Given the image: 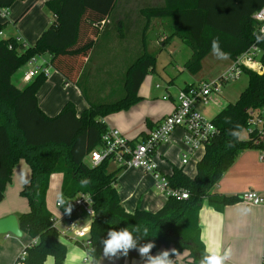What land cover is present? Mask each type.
I'll return each mask as SVG.
<instances>
[{"label":"trees","instance_id":"trees-1","mask_svg":"<svg viewBox=\"0 0 264 264\" xmlns=\"http://www.w3.org/2000/svg\"><path fill=\"white\" fill-rule=\"evenodd\" d=\"M14 1L0 0V9L10 7ZM263 4L264 0H165L163 6L142 10L144 30L151 17L171 16L173 33L191 49L183 67L192 75L200 72L202 60L211 50L217 49L234 59L252 44L260 48L258 59L264 66V34L258 33L252 19ZM113 5L114 0H47L45 6L54 20L32 46L20 49L14 38H0V201L13 168L23 159L30 177L19 196L26 200L28 208L17 215L18 225L30 241L37 240L34 245L25 246V264H44L48 256L53 258V264H64L66 258L67 245L60 239L61 233L46 206L50 176L54 173L62 175L58 199L79 193H88L93 199L94 215L88 226L91 246L87 251L95 249L92 253L95 264L103 252L107 231L125 227H146L148 235L137 238L134 234L136 246L128 250L127 256L118 251V264H123L125 257L141 264L147 256L141 257L138 249L149 242L153 244L149 255L164 247L170 249L172 262L177 254L187 252L188 264H200L205 250L198 218L201 206L206 203L221 212L237 201L238 196L228 197L210 190L242 151L261 148L251 134L247 139L240 137L249 111L264 107V71L257 74L245 68L247 84L233 102L212 118L216 130L204 144L194 175L189 176L176 166L166 174L173 187L188 192V198L168 197L155 211H126L116 188L123 168L112 167L110 159L93 166L87 158L101 143L106 130L104 118L140 101L138 90L145 76L155 70L156 56L146 51L143 42L142 52L125 70L120 98L103 101L87 97L80 85L85 62L101 22ZM45 54L66 83L79 87L87 102L82 111L77 112L74 103L67 101L57 114L44 113L36 98L46 80L42 72L22 87L12 82L13 74L32 56Z\"/></svg>","mask_w":264,"mask_h":264},{"label":"crops","instance_id":"crops-1","mask_svg":"<svg viewBox=\"0 0 264 264\" xmlns=\"http://www.w3.org/2000/svg\"><path fill=\"white\" fill-rule=\"evenodd\" d=\"M46 1L47 0H15L10 7L1 8L3 13L5 12L4 15H2L3 17H0L1 19L3 18L1 24L7 21L10 22V13L14 16L21 10L11 22L13 27L8 29L7 34H5L2 39L20 37L28 47L32 46L41 32L54 20L53 14L45 6ZM164 4L165 0H114V5L107 18L101 22L96 42L85 62V68L93 55H98V61L103 63L96 65L99 69L112 66L111 60H119L122 58V49H125V58H129L132 53H136L134 56L135 59L142 52L143 42H145L146 51L154 55L158 51L164 49L175 51L173 49L177 48L180 50L183 48L186 51V48H188L190 50V56L191 49L173 33L174 29L171 16L151 17L147 29L144 30L145 17L142 10L150 7L163 6ZM8 9H11L12 12L10 11L9 13ZM24 14L30 22L28 29H23L16 25L17 21ZM149 32H155V40L149 37ZM112 36L116 37L118 41L123 40L122 44L118 46L116 43H113L111 40ZM26 40H31L33 44L29 45ZM43 56L48 57L49 55L45 54ZM207 56H212L210 67L208 66L209 68H207L209 71H214L216 67H220L221 69L215 76L222 72L230 62V59L217 49L211 50ZM207 56L202 60V68L200 71L205 70L203 69V61ZM125 65H127V63L124 65L118 64V66L122 67H125ZM183 70H185L184 67ZM53 72L55 73L54 76L46 80V83L40 87L36 94L38 104L44 113L49 116L57 114L67 101L74 103L77 112L86 108L87 102L84 100L79 87L72 82L66 83L64 77L60 73L55 70H53ZM198 73L194 74L193 80L190 83L202 79V75L197 76ZM22 75L23 73L12 79V82L18 87H22L27 83L22 80ZM147 76L148 74L145 76L138 90V95L141 97L140 101L130 106L127 110L109 114L104 118L106 126L108 125L119 129L128 139L133 141L143 138L149 130L155 127L160 120L172 110L174 104V96L169 92L168 87L164 88L163 94L167 91L171 94V98L160 99L157 97L158 93L151 88ZM98 81V78H93L90 81V88L97 86L99 84ZM99 82L101 83V80ZM190 83L184 84L181 88ZM90 99L102 100L103 94H95ZM214 102L215 103L211 104L212 106L219 105V97H216ZM211 105L200 107V110L206 117H208L207 115ZM223 107L224 106H222V108ZM219 110L216 111L215 115ZM183 137L184 130L180 127L176 128L171 133L169 141L160 144L156 148L153 158L164 174H169L173 166L182 168L183 171L188 174L187 170L184 168L185 164L182 165L180 162V153L184 150L185 146ZM174 149L178 151V158L175 164L170 165L165 162V157L169 155V151ZM195 152L191 153L190 160L194 158ZM202 153L203 148L201 152L197 154L195 159L196 162L201 157ZM259 154L260 151L256 148H247L242 151L221 176L220 180L215 185L216 188L214 187V192L227 195L228 197L239 196L246 190H255L264 194V159H260ZM23 162L25 161L21 159L13 168L11 180L14 176H17V173L20 174V177H17L18 179L16 182H9L7 184L4 198L0 201V204H3L7 196L13 194L15 198L17 197L16 199L19 198L16 203L18 210L16 211L15 208L3 209L0 207V218L9 214H13L17 217L19 213L26 211L28 208L26 200L18 196L22 185L27 183L30 177L29 167L26 162L25 166L22 165L24 164ZM19 166L22 167L19 169ZM112 167L116 166L113 165ZM194 173L188 175L193 176ZM61 180L62 175L60 173H54L50 176L49 188L46 194V206L48 210L50 209L49 211L55 219L56 227L61 233L60 239L67 245L64 264H83V261L71 259V255L74 252L83 251V248L72 239V233H69V231L65 232V222L69 221L68 225H70V222H74L76 227L78 226L77 228L83 227L85 223L86 228H88L91 218L85 221L79 220V222L77 218H80L82 214L75 212L65 213L58 207H56L55 211L49 208L47 203L48 192L52 190L58 199ZM116 188L120 203L128 212H133L136 209L155 211L166 201V197L156 187L152 174L141 169H122L117 177ZM20 198L25 200V202L20 201ZM198 218L200 238L204 248L208 240H217L221 244L222 251L225 248L231 249V256L224 264H262L264 256V204L252 205L241 201L238 197L237 201L226 205L223 211L218 212L204 203L199 210ZM62 233H64V236H62ZM7 237V235H4V238ZM0 243L2 264H4V262L11 264L15 254L10 253L4 241ZM165 251H169L170 253L169 248L161 247L155 250L150 256L153 258L162 256ZM84 252L86 253V251ZM103 254L102 252L96 264H105V258H108L106 264L119 263L120 256L118 253L111 257ZM180 257L182 259L183 255H180ZM168 259H170V254ZM135 263L136 259L134 258L130 259L125 257L123 259V264ZM44 264H53V258L48 256ZM141 264H150L148 257L141 262ZM181 264L188 263L183 261Z\"/></svg>","mask_w":264,"mask_h":264},{"label":"built area","instance_id":"built-area-1","mask_svg":"<svg viewBox=\"0 0 264 264\" xmlns=\"http://www.w3.org/2000/svg\"><path fill=\"white\" fill-rule=\"evenodd\" d=\"M252 19L256 22L258 33L263 35L264 4L252 14ZM2 37L3 34L0 31V38ZM14 40L19 44L20 49L28 47L20 37H15ZM260 53V48L256 44H252L240 55L230 59L229 64L217 76L197 80L179 89L174 95L172 110L140 140H130L119 129L107 125L106 130L101 135L100 145L88 155L89 163L94 166L105 159H110L111 164L116 167L141 169L152 174L156 187L166 198L187 199L188 192L182 188L173 187L166 174L161 171L158 163L154 161L153 155L156 148L162 143H167L171 133L180 127L184 130L183 140L185 144L184 150L180 153V162L182 165L188 163L191 153L203 148L205 142L211 138L216 130L212 119L206 117L200 107L215 103L214 100L221 93L222 87L228 82L237 80L243 74L245 68L257 74L263 73L264 66L258 59ZM25 65L29 67L23 72L22 80L24 82H28L38 72H42L46 78L50 75V58H45L43 55L32 56ZM155 87L160 88V85L156 84ZM161 98L169 99L171 94L165 91ZM245 129H247L248 134L254 137L256 143L261 144V148L258 149L260 151L259 157L264 159V107L258 111H249ZM238 197L241 201L252 205L264 204V194L255 190H246ZM59 199L56 200V207L63 211L69 205L71 212L89 218L94 215L93 199L88 193H79L72 198L63 197L64 206L58 203ZM51 221L55 223L53 217ZM85 229L88 228H77L73 223L69 233H72V239L87 253V249L91 246V240L88 230L85 231ZM80 233H83V235H80ZM36 241V238L31 239L27 245H34ZM25 246L14 264H25L27 253Z\"/></svg>","mask_w":264,"mask_h":264},{"label":"rangeland","instance_id":"rangeland-1","mask_svg":"<svg viewBox=\"0 0 264 264\" xmlns=\"http://www.w3.org/2000/svg\"><path fill=\"white\" fill-rule=\"evenodd\" d=\"M8 11L9 13L10 11L12 12L11 9L10 10L8 9ZM19 12L17 14H19ZM2 14H3V10L0 9V17H3ZM17 14L12 16L10 13V18H9L10 22L7 21L3 24H1L3 18L2 19L0 18V31L2 32L3 36L7 34L8 29L10 27H13V24H11V22L13 21V19H15V16H17ZM24 15L20 17L16 25L23 29H28L30 22L27 16L26 15L24 16ZM149 33H150L149 37L155 40L156 38L155 32H149ZM111 40L113 43H116L118 46H120L123 42V40L118 41L117 38L114 36L111 37ZM26 42L29 45L33 44L31 43V40H26ZM186 49H187L186 51L183 48L180 50L177 48L173 49L175 51L164 49V50H160L157 53H155L156 55L155 70L148 74L147 80H149L150 86L153 89V91L158 93L157 97H159L160 99H162L161 95L163 94L165 87H168L169 92L172 94V96H174L184 84L192 82L194 75H191L188 71L183 70V64L186 62L185 60L189 58V54H190L189 53L190 50L188 48ZM124 51L125 49H122L123 56L121 59L111 60L112 66L102 68V69H99V67L96 66L99 64H103L102 62L98 61L97 59L98 55L92 56V59L89 61V64L86 66L84 70V74L82 75L81 80H80V85L85 89L86 95L88 98H92L93 95L95 94H98V95L103 94V99H102L103 101H112L116 98H120V96L122 95V82L124 78V72L126 68L133 62L134 56L136 54V53L135 54L132 53L131 57L125 58ZM48 57L50 58V56ZM48 57H45V58H48ZM211 60H212V56H207V58L203 61V66H204L203 69L205 70L200 71L197 76L202 75L201 77L202 79H208V78L215 76L219 72V70H221L220 67H216L214 71L213 70L209 71L207 68L210 67ZM105 61H109V60H105ZM126 63L127 65H125V67L118 66V64L124 65ZM28 67H29L28 65H23L21 68H19L16 71V73L13 74L12 79H14L16 76L26 71ZM53 70L54 69L52 67L49 68L50 76H48L46 80L54 76L55 73L53 72ZM93 78H98L99 81L101 80V83L98 81L99 84L97 86H93L92 88H90V81ZM46 80L44 81V83H46ZM156 84L160 85V88H156L155 87ZM246 84H247V78H246V75L244 74H242L237 80L231 81L225 84L221 89V93L218 95L219 105H215V106L211 105V108H209V112L207 115L208 118H213L217 110L221 109L222 106H225L227 103L233 102L238 97L239 93L245 88ZM91 93H92V96H91ZM240 137L243 139H247L249 137L247 129L244 128L241 131ZM201 150L202 148L198 149L195 152L194 158L189 160L188 164L184 165L185 170H187L188 174L190 175H192L195 172V166H196L195 159L197 157V154L200 153ZM177 153L178 151L176 149L169 151V155L165 157V162L170 165L175 164L178 158ZM23 163L24 164L22 165L25 166L26 165L25 162ZM20 167L22 166H19V169ZM17 177H20V174L17 173V176H14V178H12L10 182L11 183L16 182L18 179ZM210 191L214 192V187ZM16 198L13 196V194L8 195L5 202H3V204H0V207H2L3 209L15 208L17 211L18 206L16 205V203L18 202L19 198L18 199ZM56 199L57 197L52 190L48 192L47 203L49 205V208H51L53 211L56 210ZM20 201L25 202V200L21 198H20ZM88 218L89 217L85 215H81L80 218H77V220L85 221ZM68 222L69 221L65 222L66 224L64 228L65 232L69 231L72 224L74 223V222H70V225H68L69 224ZM83 227L86 228L85 223ZM63 234L64 233H62V236H64ZM7 236H8L7 238H4V234H1L0 242L4 241L6 243V248L10 250V253L15 254L11 262V264H14L16 262V258L20 255L21 251L24 249V246L27 245L30 239H29L28 234L23 233V232H22V235L19 237L14 236L11 233H8ZM84 251L85 250L83 249V252ZM1 254H2V250H1V243H0V264H2ZM180 255H183L182 259ZM107 260L108 258H105V261H106L105 264L108 262ZM174 260L175 262L176 261L177 262L174 263L173 261L172 264H181V262L183 261L187 262L188 261L187 252H184L183 254H180V253L177 254ZM4 264H8V263L4 262Z\"/></svg>","mask_w":264,"mask_h":264},{"label":"clouds","instance_id":"clouds-1","mask_svg":"<svg viewBox=\"0 0 264 264\" xmlns=\"http://www.w3.org/2000/svg\"><path fill=\"white\" fill-rule=\"evenodd\" d=\"M215 47V43L213 45ZM61 206L65 205L63 198L58 200ZM71 207L67 205L65 213H70ZM88 229H85L87 231ZM134 234L137 238H141L148 235V229L139 227H125L120 230L107 231L108 238L103 241V253L105 256H115L120 251L123 256H127L128 250L134 248L137 243V239H134ZM83 235V233H80ZM153 244L151 242L145 244L138 249L141 257L147 256L150 264H172L168 259L169 251H165L162 256L155 258L149 255ZM95 249L89 250L87 253L83 251L74 252L71 255V259L75 261H83V264H95L92 253ZM231 256V249L225 248L221 250V244L217 240H208L205 246L204 254L200 260V264H224L226 260Z\"/></svg>","mask_w":264,"mask_h":264},{"label":"water","instance_id":"water-1","mask_svg":"<svg viewBox=\"0 0 264 264\" xmlns=\"http://www.w3.org/2000/svg\"><path fill=\"white\" fill-rule=\"evenodd\" d=\"M8 233L17 237L22 235V231L18 225V219L13 214L0 218V235H6Z\"/></svg>","mask_w":264,"mask_h":264}]
</instances>
